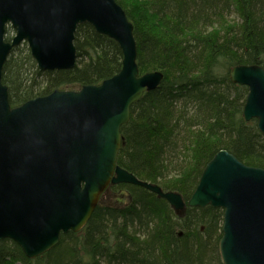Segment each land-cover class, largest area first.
Wrapping results in <instances>:
<instances>
[{
    "label": "trees",
    "instance_id": "1",
    "mask_svg": "<svg viewBox=\"0 0 264 264\" xmlns=\"http://www.w3.org/2000/svg\"><path fill=\"white\" fill-rule=\"evenodd\" d=\"M116 1L134 26L141 75H164L131 107L118 165L186 203L221 150L264 169V135L243 116L248 88L230 80L236 66L264 69V0ZM75 46L76 66L62 71H41L30 49H13L2 78L11 106L99 85L121 71L120 46L91 25L78 27ZM109 194L83 230L62 235L39 258L1 241L0 264H223L222 209L187 207L179 216L142 187L112 186Z\"/></svg>",
    "mask_w": 264,
    "mask_h": 264
},
{
    "label": "water",
    "instance_id": "2",
    "mask_svg": "<svg viewBox=\"0 0 264 264\" xmlns=\"http://www.w3.org/2000/svg\"><path fill=\"white\" fill-rule=\"evenodd\" d=\"M84 24L118 43L121 71L99 85L55 90L12 108L2 81L11 51L26 42L39 70L73 69L75 35ZM7 28L15 32L10 42ZM137 56L134 26L116 0H0V242L39 258L62 235L86 227L109 186L126 184L167 201L179 216L187 207L222 209L223 264H264V169L221 150L186 203L118 165L131 107L164 79L160 71L140 75ZM230 80L248 88L244 119L256 120L264 135V69L236 66Z\"/></svg>",
    "mask_w": 264,
    "mask_h": 264
},
{
    "label": "rangeland",
    "instance_id": "3",
    "mask_svg": "<svg viewBox=\"0 0 264 264\" xmlns=\"http://www.w3.org/2000/svg\"><path fill=\"white\" fill-rule=\"evenodd\" d=\"M14 35H15V32H14L13 30H11L9 33H7L6 38L9 39V40L11 41V40L13 39ZM10 41H9V42H10ZM17 48H18V47H17ZM27 48L29 49L27 43H23V44H21V45L19 46V49H20L21 51H24V50H26ZM77 91H78V90H77ZM112 197H113L112 194H109V193H108L107 195H105L103 201H110V199H111Z\"/></svg>",
    "mask_w": 264,
    "mask_h": 264
},
{
    "label": "flooded vegetation",
    "instance_id": "4",
    "mask_svg": "<svg viewBox=\"0 0 264 264\" xmlns=\"http://www.w3.org/2000/svg\"><path fill=\"white\" fill-rule=\"evenodd\" d=\"M104 197H105V196H104ZM104 197L102 198V201H103Z\"/></svg>",
    "mask_w": 264,
    "mask_h": 264
}]
</instances>
